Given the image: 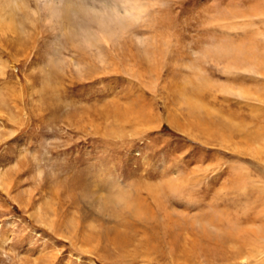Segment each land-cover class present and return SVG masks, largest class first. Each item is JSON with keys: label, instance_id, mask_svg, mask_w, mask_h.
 <instances>
[{"label": "rangeland", "instance_id": "obj_1", "mask_svg": "<svg viewBox=\"0 0 264 264\" xmlns=\"http://www.w3.org/2000/svg\"><path fill=\"white\" fill-rule=\"evenodd\" d=\"M0 176V264H264V0H0Z\"/></svg>", "mask_w": 264, "mask_h": 264}, {"label": "bare ground", "instance_id": "obj_2", "mask_svg": "<svg viewBox=\"0 0 264 264\" xmlns=\"http://www.w3.org/2000/svg\"><path fill=\"white\" fill-rule=\"evenodd\" d=\"M70 5V4H69ZM108 7V6H107ZM72 8V7H70ZM110 8V7H108ZM68 11V10H67ZM70 11V10H69ZM76 11V10H75ZM94 11V10H92ZM91 12V11H90ZM98 12V11H97ZM96 11H94V13H97ZM70 13H72L70 11ZM74 13V12H73ZM69 12H67L64 20L66 22L69 21ZM79 14V13H78ZM72 15V14H71ZM117 16V15H116ZM76 17V16H75ZM101 18V19H100ZM99 18V15H96L94 19H97V20H100V22L98 23L99 24V34H89L88 32L85 33L83 36H82V39L80 42L81 44L87 46L90 50L88 51H91V52H94L95 54L98 55V61L100 63H107L106 62V59H105V55L102 53V51L100 50L99 48V45L102 46L101 44L104 43L103 46H105V44H107V46L111 43L110 40H111V32H109L110 30V22H107L106 18H103V17H100ZM110 19V18H109ZM102 20V21H101ZM110 21V20H109ZM72 22V21H71ZM67 26V25H66ZM69 26H72V25H69ZM68 27V26H67ZM69 28V27H68ZM82 28V27H81ZM108 48V47H107ZM97 50V51H96ZM106 51V49H105ZM89 54V53H88ZM94 54V55H95ZM93 55V56H94ZM107 75V74H106ZM32 93V92H31ZM5 181L3 180V177L0 176V185L3 184ZM8 188V186L6 187ZM71 240L72 238L69 237ZM256 248V246H255ZM263 246H259V249L257 250L258 252H260V249H261V252L260 253H263V250H262ZM257 249V248H256ZM209 263V262H208ZM206 264V263H205Z\"/></svg>", "mask_w": 264, "mask_h": 264}]
</instances>
